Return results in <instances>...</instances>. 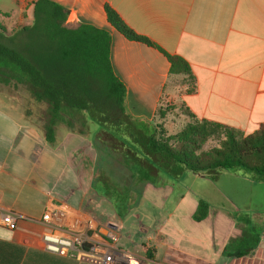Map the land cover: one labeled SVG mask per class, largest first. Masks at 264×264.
<instances>
[{"label":"crops","instance_id":"crops-1","mask_svg":"<svg viewBox=\"0 0 264 264\" xmlns=\"http://www.w3.org/2000/svg\"><path fill=\"white\" fill-rule=\"evenodd\" d=\"M35 1L0 0L8 34L33 24ZM54 1L68 10L69 27L88 24L110 33L111 62L126 89L127 111L149 134L158 123L167 135L175 132L178 120L170 113L161 119L159 110L177 104L199 120L244 135L264 124V0ZM106 6L154 46L119 33L108 22ZM165 54L188 62L194 85L187 75L170 73ZM34 123L0 98V264H16L19 255L25 264L35 254L78 264L42 248L40 220L50 197L101 225L120 223L118 246L146 264H264V232L250 255L226 254L229 241L250 230V218L238 215V201L223 187L233 192L236 183L254 188L264 182L227 172L212 181L151 152L127 163L97 139L94 125L85 134L58 127L50 144ZM187 174L204 186L201 193L180 189ZM149 188L165 192V208H149ZM211 197L229 207L213 206ZM199 198L210 204L201 222L194 220ZM134 206L144 216H133ZM8 212L17 216L14 228L1 221Z\"/></svg>","mask_w":264,"mask_h":264},{"label":"trees","instance_id":"trees-1","mask_svg":"<svg viewBox=\"0 0 264 264\" xmlns=\"http://www.w3.org/2000/svg\"><path fill=\"white\" fill-rule=\"evenodd\" d=\"M106 13L111 26L127 39L154 46L129 28L109 6ZM33 16L31 26L12 34L0 25V86L24 87L30 103L46 107L42 124L35 121L34 125L39 124L47 142H55L58 127L85 134L90 125H96L97 139L104 140L127 163L145 160L144 155L151 152L212 181L227 172L264 182V124L254 133L244 135L228 126L199 120L186 110L193 123L180 133L185 137L183 143L191 145L186 139L189 132H202L205 138L223 132L225 140L220 148L201 155H194L185 146L176 150L170 144L175 137L161 133L159 138L157 130L149 134L147 125L128 113L126 89L111 62L112 37L107 30L88 24L69 27L68 10L54 0H36ZM165 55L171 65L170 73L185 74L194 85L188 62L179 56ZM24 112L28 117L32 114L28 108ZM209 210V202L199 198L194 220H205ZM257 244L258 234L247 230L232 238L225 251L231 257H243L250 255ZM30 257L25 264H72L46 254ZM18 258L19 264L21 255Z\"/></svg>","mask_w":264,"mask_h":264},{"label":"rangeland","instance_id":"rangeland-1","mask_svg":"<svg viewBox=\"0 0 264 264\" xmlns=\"http://www.w3.org/2000/svg\"><path fill=\"white\" fill-rule=\"evenodd\" d=\"M0 24L1 26L4 24L8 25V22L6 19L1 18ZM0 98L7 102H10L11 105H14L16 108V111L20 114L24 113L26 108H28L29 110H32V114L30 115L31 121L32 122L36 121L42 124L41 116H44L46 107H44V105H39L33 102L30 103L31 99L29 97V93L27 92V89H25L24 87L13 88V87L0 86ZM162 110L163 112L159 113V117L161 119L166 118L170 113L171 114L170 116L175 121L178 120L176 121L178 122V126L172 135H167V132L165 131L164 126L161 123H158V125L154 126V128L157 130V133H159L157 134L159 138H160L161 133L164 134V136L175 137L174 139L171 140L170 144L176 150H181V148L185 146V148L187 150L192 151L194 155H201L203 153H208L211 150L215 148H220L222 146V143L225 140V133L223 132L211 134L209 137H206V138L204 137V133L202 132H198V133L189 132L186 135V139L189 142H191V145L183 143L185 137L182 136L181 134L186 130L189 124L193 123V120L191 119L189 113L182 106H178V104L172 107H167L166 109H162ZM62 127H65V126H62ZM188 174L182 178L181 180L182 185L180 189L182 191L190 190L197 194L201 193L204 186L201 187L200 185L198 186V184L193 183ZM242 183L243 182L236 183L237 186L235 188V191L233 192L230 191L228 185L224 183H223V187L227 189V192H229V195L233 199L235 198L238 201L237 207L240 208L239 212H241V213H238V215L242 217H245V216L249 217L250 218V223H249L250 230L256 234L261 235V233L264 232V201H263L264 200V187L249 188L247 187V185H244ZM164 193L165 192H163V190L149 188V192L146 198L149 200V203L154 204L153 208L149 204L150 209H154L156 207H161V208L166 207V203L168 200L166 199V196L164 195ZM211 199H212L211 201H212L213 206H219L223 204L225 207L226 206L229 207V205H227L225 202H221L220 200H218V198L211 197ZM121 208L124 211V210H127L128 206L127 204H125ZM131 209L133 211V216L135 217L137 216L141 217V216H144L145 214L144 210L141 207L134 206V207H130V210ZM120 237L121 235L116 239L117 246H118V241ZM148 251L149 249L147 250V253ZM67 259L73 260L77 262L78 264L79 263L80 264H91L88 262L78 261L76 259H71V258H67Z\"/></svg>","mask_w":264,"mask_h":264},{"label":"built area","instance_id":"built-area-1","mask_svg":"<svg viewBox=\"0 0 264 264\" xmlns=\"http://www.w3.org/2000/svg\"><path fill=\"white\" fill-rule=\"evenodd\" d=\"M1 221L14 228L18 219L8 212L2 213ZM40 223L44 227L42 248L47 253L91 264H146L117 246L116 239L122 231L120 223L101 225L94 218L75 212L64 203H56L52 197Z\"/></svg>","mask_w":264,"mask_h":264}]
</instances>
